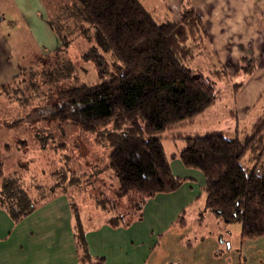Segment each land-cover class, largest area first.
<instances>
[{"label":"trees","instance_id":"16d2710c","mask_svg":"<svg viewBox=\"0 0 264 264\" xmlns=\"http://www.w3.org/2000/svg\"><path fill=\"white\" fill-rule=\"evenodd\" d=\"M59 2L55 14L49 6L48 19L57 45L29 66H20L14 78L0 86V96L17 109V117L0 120V125L8 129L31 125L29 118L36 112L42 119L39 128L50 120L84 133L98 131L96 141L111 148L109 163L96 165L97 172L85 186L102 196L92 184L101 173L113 172L118 179L115 192L112 186V196L99 197V202L109 213L120 209L121 197L135 194L132 210L137 215L149 198L174 192L188 180L174 173L162 133L193 124L220 98L216 81L190 66L209 42V34L192 6L185 7L177 20L159 21L141 0ZM84 34L93 42L80 59L93 62L96 82L74 79L77 60L69 51ZM243 62H249L242 67L252 72L253 60L246 57ZM224 74L212 71L218 80ZM172 138L187 143L180 153L184 166L205 177L206 208L226 222L241 220L243 240L264 236V114L249 130L178 132ZM22 168L29 172L28 181L13 172L4 175L0 185V204L15 222L42 201L71 189L66 185L58 191L57 183L49 184L28 165ZM81 174L89 176L88 169ZM179 219L186 224L184 216ZM80 242L84 247L82 231Z\"/></svg>","mask_w":264,"mask_h":264},{"label":"crops","instance_id":"0c3cea01","mask_svg":"<svg viewBox=\"0 0 264 264\" xmlns=\"http://www.w3.org/2000/svg\"><path fill=\"white\" fill-rule=\"evenodd\" d=\"M167 1L166 9L174 15L171 20H177L188 6L199 12L209 34L206 48L210 45L209 49L216 52L218 60L228 68H240V62L246 57L257 62L263 59L252 71L256 79L252 84H257L244 87L236 95L240 100L246 92L250 102L257 99L258 92L264 89V0ZM141 2L146 6L144 0ZM6 5L18 11H43L40 17L38 12L34 15L36 28L31 29L34 50L42 54L54 49L57 37L48 23L47 0H0V11ZM3 19L0 14V86L13 79L20 66H29L40 55L23 58L25 61L14 60V48ZM38 31L46 38L38 36ZM11 108L13 105L7 97L1 95L0 116H5ZM4 119L10 118L5 116ZM172 168L176 175L188 177V180L174 192L149 198L137 215L132 210L133 199L128 208H123L122 202L128 200L130 194L121 197L118 211L107 213L99 197H111L109 189L101 196L98 190L95 194L85 193L88 189L82 184H77L73 193L63 191L42 201L33 213L19 222H15L0 204V264H240L231 256L235 251L226 243L230 236L222 239L213 232L202 231V223L191 220L198 219L199 210L192 212L189 207L205 194L203 173L186 168L181 160ZM82 170L85 171V166ZM100 177L113 181V188L118 185L111 171L101 173ZM181 216L185 217V225L180 222ZM216 218L220 225L222 220ZM81 231L84 247L80 242ZM256 239H249L245 246ZM226 245L227 251L224 250Z\"/></svg>","mask_w":264,"mask_h":264},{"label":"rangeland","instance_id":"374dc122","mask_svg":"<svg viewBox=\"0 0 264 264\" xmlns=\"http://www.w3.org/2000/svg\"><path fill=\"white\" fill-rule=\"evenodd\" d=\"M74 1L69 0L70 4H73ZM144 2L159 21L171 20L173 18V13L166 9L167 0H144ZM59 4V0H49L52 14L59 11ZM2 9L0 14L4 18L3 22L7 23L5 24L6 34L14 48L13 59L25 61L26 59L23 58L35 57L37 54H40L34 50L35 43L34 36L31 35V29L36 28L34 15L38 12L37 15L40 17L43 11H25L24 9V11L21 9L18 11L17 9L8 8L7 5ZM11 23H13L12 26ZM42 35L46 38L44 33L38 31V36ZM84 35L76 39L69 51L71 57L77 60L78 69L74 75V79L75 81L96 82L98 78L93 62H84L80 59L83 51L93 42L86 34ZM206 47L207 44L204 49L197 52V57L190 63V66L195 69H202L205 74L216 81L217 88L220 91V98L214 105L198 114L193 124L162 133L163 146L172 166H176L177 161H180V153L187 144L184 139L172 138L175 133L181 131L203 134L211 130L230 132L239 130L240 132L249 130L255 120L264 114V89L258 92L257 99H253L252 102L246 99V92L245 96L240 100L236 96L244 87L257 84H252L256 80L254 79V74L242 67L249 62H240V68L237 69L233 67L228 68L222 60H218V54L209 49L210 45L208 48ZM46 48L48 50L49 47L46 46ZM25 49L27 50L26 53L23 51ZM29 49H31L30 53H28ZM23 52L25 54L21 57V53ZM257 60L260 62L263 59ZM258 62L253 58L251 64L254 67L253 70L257 67ZM213 70L224 71L223 79L218 80L214 78L212 75ZM238 84L241 85L236 87ZM235 89H238V91L236 92ZM3 107L1 106V108ZM5 116L10 119L17 117V109L11 108ZM5 116L1 115L0 118L4 119ZM41 120V116L34 112L29 118L31 125L22 123L13 129L0 125V167L4 171V173L0 174V185L3 181V176L13 172H19L24 176L21 175L22 178L28 181L29 172L22 168L28 165V167H31L33 174L42 175V178L48 181L49 184L57 183L55 186L58 191H62L68 183L70 184L68 189L71 188L70 192L73 193L76 190L74 185H86L88 183V179L92 176L91 174L97 172L96 165L104 167L109 163L111 148L96 141L98 131L84 133L68 123H63L59 126L50 120L47 123H42L43 128H39ZM255 160L249 163V165H254ZM262 161L261 164H264V158ZM243 162L245 163L246 161L244 160ZM84 166L86 167L85 171L88 169L89 176H86V174L83 177L81 176V173L84 171L79 169ZM107 179L95 180L92 184L93 191L100 189L102 190L101 194H105V191L111 189L114 186L113 181ZM86 192L90 193L85 190ZM112 192H115L114 188ZM112 192L109 195H112ZM130 195L128 200L122 202L123 208H128L132 204L130 203V199H133V201L138 199L135 197V194ZM202 197L192 207H189L191 211L199 210L197 213L198 219L194 217L191 220L193 222H201L200 229L202 231L213 232L222 237V239L225 238L223 236H230L226 243L231 245V251H235L232 252L231 256L236 257L240 261V264H264V237L253 238L256 240L249 242L245 246L246 241L249 239L243 240L241 238L242 221L226 222L221 219V224L217 225V216L206 208L205 194ZM236 247H238V250H236ZM224 250H228L227 245L224 247Z\"/></svg>","mask_w":264,"mask_h":264}]
</instances>
